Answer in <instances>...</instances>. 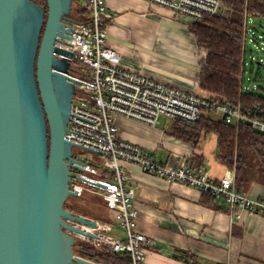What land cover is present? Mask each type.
<instances>
[{
  "label": "built area",
  "instance_id": "2783aa9c",
  "mask_svg": "<svg viewBox=\"0 0 264 264\" xmlns=\"http://www.w3.org/2000/svg\"><path fill=\"white\" fill-rule=\"evenodd\" d=\"M146 1L167 7L187 25L201 22L205 15H217L223 9L221 0ZM72 4L83 12L84 20L67 22L70 28L64 33L68 38L58 37L59 41L55 42L71 53L67 59L72 66L75 63L83 66L82 75L69 73L78 83L64 137L75 143V160L71 163L79 165L81 170H72L77 176L71 179L68 189L76 193L75 197L85 194L99 197L122 231L121 236L115 235L95 219V228H85L97 235L92 240L94 244L124 254L130 264H145L146 250L155 245L153 238L137 229L134 190L129 174L121 165L123 161L135 163L144 172L169 183L208 192L214 200L225 204L235 219L243 214L264 215V198L237 190L233 170L215 179L205 169H195L185 163L178 167L163 164L140 146L122 139L116 123L119 115L149 125L156 124L160 116L194 123L202 110H214L220 112L227 123H247L264 133L262 108L255 105L242 111L239 106L221 102L203 89L199 92L187 90L126 68L121 64L117 49L107 42V20L111 21V15L107 12L106 1L72 0ZM250 21L251 16L244 15L243 50L248 36L253 40L254 31L248 28ZM246 79L247 84L244 76L240 78L241 89L250 91L256 85L249 76Z\"/></svg>",
  "mask_w": 264,
  "mask_h": 264
},
{
  "label": "water",
  "instance_id": "95a60500",
  "mask_svg": "<svg viewBox=\"0 0 264 264\" xmlns=\"http://www.w3.org/2000/svg\"><path fill=\"white\" fill-rule=\"evenodd\" d=\"M45 3L0 0V264H97L73 249L96 220L64 208L81 170L64 137L78 81L55 44L72 0Z\"/></svg>",
  "mask_w": 264,
  "mask_h": 264
},
{
  "label": "crops",
  "instance_id": "0c3cea01",
  "mask_svg": "<svg viewBox=\"0 0 264 264\" xmlns=\"http://www.w3.org/2000/svg\"><path fill=\"white\" fill-rule=\"evenodd\" d=\"M105 1L111 15L107 42L119 52L123 66L187 90H201L199 65L204 49L197 45L183 19L146 0ZM116 123L122 139L163 164H199L194 168L205 169L213 178L229 170L214 158L212 134L195 148L168 132L169 117L149 125L119 115ZM121 165L134 190L137 229L155 243L145 252V264H264V215L243 214L235 219L221 201H217L220 209L201 203L202 193L195 188L169 183L135 163L123 161ZM243 193L264 198V186L252 182ZM98 198L91 209L100 219L92 214L88 217L111 228V213ZM111 233L119 235L116 230Z\"/></svg>",
  "mask_w": 264,
  "mask_h": 264
},
{
  "label": "trees",
  "instance_id": "16d2710c",
  "mask_svg": "<svg viewBox=\"0 0 264 264\" xmlns=\"http://www.w3.org/2000/svg\"><path fill=\"white\" fill-rule=\"evenodd\" d=\"M32 1L42 5L47 11L45 0ZM221 1V13L205 15L201 22H193L187 26L197 45L204 49L199 65V87L215 95L221 102L239 106L242 111L258 105L262 108L261 117L264 119V94L255 84L256 79L249 76L256 85L250 91L242 90L240 82V78L246 73L245 49H242L241 40L243 17L247 15L264 19V0ZM67 17L70 21L84 20L83 12L74 4ZM82 68V65L75 63L71 74L82 75ZM171 119L168 132L190 142L195 148H200L201 140L207 135L215 136L214 158L221 166L234 171L237 190L244 192L252 182L264 186V133L247 123L233 125L225 122L222 117L213 118L210 110H202L200 118L194 123ZM195 165L193 168L199 164ZM81 197L76 198H80L83 203L76 201L71 204L67 199L64 208L85 216L92 214L100 219L91 209L95 200L88 203ZM200 202L216 209L222 208L208 192L201 194ZM101 203L104 205L102 201ZM73 249L74 254L91 259L97 264H130L124 254L95 245L90 239L76 237Z\"/></svg>",
  "mask_w": 264,
  "mask_h": 264
},
{
  "label": "rangeland",
  "instance_id": "374dc122",
  "mask_svg": "<svg viewBox=\"0 0 264 264\" xmlns=\"http://www.w3.org/2000/svg\"><path fill=\"white\" fill-rule=\"evenodd\" d=\"M249 27L253 29L254 35H253V40L251 36H248V38L246 39V44H245L246 73L244 74V83L245 84L248 83L246 79L247 76H250L252 79L255 78L256 79L255 84L261 88L260 92L264 94V19L251 16V21L250 23H248V28ZM210 116L213 118H221L222 114L218 111L211 110ZM159 118L167 119L166 116H160ZM206 141H208V136L204 137L201 140V145L204 144ZM83 196L81 198H84L85 202L88 203L90 201H93L95 198H98L91 194H87V195L85 194ZM68 199H69L68 201L71 204L75 203L76 201H78V203H83V201H81L80 198H76L74 196L69 197ZM86 207H88V205H86ZM109 213L111 212L109 211ZM105 226H106V230L110 232H114V230H116V232L117 231L119 232V235L122 234L120 228H118V226H116L114 223L111 224V228L108 225ZM76 237L80 238V236H76Z\"/></svg>",
  "mask_w": 264,
  "mask_h": 264
},
{
  "label": "flooded vegetation",
  "instance_id": "af4514ba",
  "mask_svg": "<svg viewBox=\"0 0 264 264\" xmlns=\"http://www.w3.org/2000/svg\"><path fill=\"white\" fill-rule=\"evenodd\" d=\"M72 68H73V66H72L71 62H69V73H71Z\"/></svg>",
  "mask_w": 264,
  "mask_h": 264
}]
</instances>
